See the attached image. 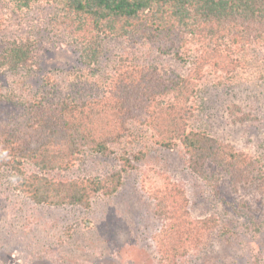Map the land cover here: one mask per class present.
Masks as SVG:
<instances>
[{"label":"trees","instance_id":"16d2710c","mask_svg":"<svg viewBox=\"0 0 264 264\" xmlns=\"http://www.w3.org/2000/svg\"><path fill=\"white\" fill-rule=\"evenodd\" d=\"M1 5L18 12L56 7L55 29L73 37L91 77L97 75L105 39H123L130 48L99 95L61 96L52 75L43 77L40 95L29 101L15 102V94L0 92V104L22 108L17 121L0 119V177L9 173L16 193L38 206L89 210L93 199L120 190L150 143L180 148L187 169L213 190L225 177L233 193L251 190L264 204L262 159L197 123L207 89L254 77L249 53L264 36V0H0V31L6 23ZM33 47L29 38L1 42L0 73L30 66ZM154 53L158 61L150 58ZM167 57L185 70L163 63ZM77 72V79L85 76ZM239 112L229 107L233 119L245 121ZM86 156H113L116 166L101 176L51 177L72 171ZM140 188L162 221L152 236L157 264H180L216 227V219L192 218L185 188L167 174L141 175ZM238 206L247 211L246 202ZM255 224L259 231L264 218Z\"/></svg>","mask_w":264,"mask_h":264},{"label":"rangeland","instance_id":"374dc122","mask_svg":"<svg viewBox=\"0 0 264 264\" xmlns=\"http://www.w3.org/2000/svg\"><path fill=\"white\" fill-rule=\"evenodd\" d=\"M1 9L6 23L0 31V43L29 38L34 46L30 66L0 73V92L15 94V102L40 95L42 79L47 75L58 78L61 96L99 95L113 66L130 50L123 39H105L97 75L91 77L80 63L79 46L73 37L64 29H55L56 7L35 5L30 11L18 12L1 5ZM249 55L253 56L254 77L207 89L197 123L214 137L261 158L264 164V78L258 76L264 75V36L252 44ZM150 58L158 61L155 53ZM162 60L179 72L185 70L168 57ZM78 70L85 73L81 79H77ZM231 105L240 108L237 115H245V121L233 119ZM21 111L16 103H1L0 119L15 122ZM146 149L145 159L124 176L120 190L93 199L89 210L34 205L14 191L9 173L3 172L0 264H157L152 236L162 221L155 217L153 202L140 188L141 175L152 170L183 185L192 218L214 217L217 221L198 249L180 264H264V224L255 231V222L264 218V204L258 194L251 190L233 193L225 177L213 190L187 169L180 148L167 150L148 143ZM115 166L113 156H86L72 171L51 177L101 176ZM240 201L246 202L247 211H238Z\"/></svg>","mask_w":264,"mask_h":264}]
</instances>
